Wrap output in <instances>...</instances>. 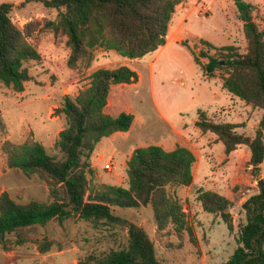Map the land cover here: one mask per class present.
Segmentation results:
<instances>
[{
	"label": "rangeland",
	"instance_id": "obj_1",
	"mask_svg": "<svg viewBox=\"0 0 264 264\" xmlns=\"http://www.w3.org/2000/svg\"><path fill=\"white\" fill-rule=\"evenodd\" d=\"M244 1L256 5L250 20L263 27L264 0ZM2 2L12 4L11 22L38 57L23 62L28 78L22 91L0 82V196L6 192L21 204L64 200L60 183L8 167L3 143L36 140L50 155L59 157L55 141L65 126L59 112L64 96L74 97L85 89L94 70L125 65L138 78L111 84L104 110L111 115L131 113L133 122L127 131H117L96 143L86 160V171L91 169L92 174L88 175L85 199L100 185L128 187L127 161L135 148L185 146L195 155L193 181L182 192L186 199L182 210L190 231L162 233L148 209L114 207L113 211L145 226L161 264H224L238 245L240 228L246 222L242 203L258 192L257 181L264 178V160L253 173L248 147L239 145L225 155L216 135L196 126L198 110L253 135L263 109L228 93L222 87L220 71L205 76L193 53L201 63L206 62L199 56L201 39L215 46L234 44L245 51L244 21L237 16L234 0H184L168 23L165 44L142 57L128 58L95 46L86 48L74 64L69 63L72 50L56 9L34 1ZM106 163H111L110 169ZM200 189L216 191L229 201L231 229L219 214L201 207L197 199ZM127 237L128 226L123 221L107 224L78 216L53 219L8 234L0 242V264H96L104 253L126 245Z\"/></svg>",
	"mask_w": 264,
	"mask_h": 264
},
{
	"label": "trees",
	"instance_id": "obj_2",
	"mask_svg": "<svg viewBox=\"0 0 264 264\" xmlns=\"http://www.w3.org/2000/svg\"><path fill=\"white\" fill-rule=\"evenodd\" d=\"M41 2L59 12L58 23L68 35L72 54L70 64L83 56L86 48L102 46L128 58L142 57L165 43L168 23L175 7L184 0H24ZM237 16L244 21L246 49L240 52L234 44L215 46L201 39L199 56L193 53L205 76L220 71L222 87L231 95L263 109L258 128L253 135L236 131L237 125L216 121L198 110L196 126L211 132L229 155L239 145L248 147L253 173L264 160V26L251 18L256 5L234 0ZM12 4L0 3V82L15 91H22L28 78L23 62L38 57L27 45L11 22ZM213 50V52H211ZM137 73L122 65L98 68L90 75L88 86L74 97L64 96L59 112L65 126L58 132L55 147L59 157L50 155L36 140L23 143L6 141L3 151L7 165L25 174H38L61 184L64 200L16 203L3 192L0 196V242L24 227L44 225L50 220H65L78 216L84 220L105 223L125 222L127 244L104 253L96 264H161L156 243L145 226L114 213L113 208L150 210L152 220L164 234L190 231L182 210L186 200L182 192L193 181L194 153L185 146L165 150L158 145L135 148L127 161L128 187L100 185L93 196L85 199L88 189L87 159L96 143L117 131H127L133 115L105 112L111 84L130 83ZM259 175V173H258ZM258 192L242 203L246 222L241 226L238 245L224 264H264V178L257 181ZM197 199L201 207L219 214L232 228L227 211L229 201L213 190L200 189ZM87 261L86 264H89Z\"/></svg>",
	"mask_w": 264,
	"mask_h": 264
},
{
	"label": "built area",
	"instance_id": "obj_3",
	"mask_svg": "<svg viewBox=\"0 0 264 264\" xmlns=\"http://www.w3.org/2000/svg\"><path fill=\"white\" fill-rule=\"evenodd\" d=\"M105 166H106V168L110 169L111 168V163H106Z\"/></svg>",
	"mask_w": 264,
	"mask_h": 264
},
{
	"label": "water",
	"instance_id": "obj_4",
	"mask_svg": "<svg viewBox=\"0 0 264 264\" xmlns=\"http://www.w3.org/2000/svg\"><path fill=\"white\" fill-rule=\"evenodd\" d=\"M251 18L247 17V20L246 21H250ZM264 137V136H263Z\"/></svg>",
	"mask_w": 264,
	"mask_h": 264
},
{
	"label": "crops",
	"instance_id": "obj_5",
	"mask_svg": "<svg viewBox=\"0 0 264 264\" xmlns=\"http://www.w3.org/2000/svg\"><path fill=\"white\" fill-rule=\"evenodd\" d=\"M164 44H165V43H164ZM164 44H163V45H164Z\"/></svg>",
	"mask_w": 264,
	"mask_h": 264
}]
</instances>
